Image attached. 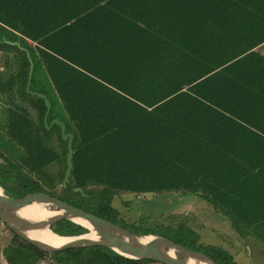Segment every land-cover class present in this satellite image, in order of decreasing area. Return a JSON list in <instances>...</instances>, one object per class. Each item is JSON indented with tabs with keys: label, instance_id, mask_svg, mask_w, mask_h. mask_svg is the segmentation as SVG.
Listing matches in <instances>:
<instances>
[{
	"label": "trees",
	"instance_id": "16d2710c",
	"mask_svg": "<svg viewBox=\"0 0 264 264\" xmlns=\"http://www.w3.org/2000/svg\"><path fill=\"white\" fill-rule=\"evenodd\" d=\"M138 6L137 0H0V98L8 103L0 186L12 197L45 192L135 234L160 235L218 264H237L222 247L202 244L189 214L173 212L174 202L162 196L195 193L240 235L264 243V55L240 49L212 60L158 41V64L117 67L102 56L120 38L115 24L141 21L133 13ZM37 93L50 102L47 123L58 118L73 134L65 186L67 141L56 123L44 124ZM121 192L154 197L120 208ZM3 226L11 231L1 250L8 264H163L104 245L45 252ZM50 228L63 236L86 232L67 219Z\"/></svg>",
	"mask_w": 264,
	"mask_h": 264
},
{
	"label": "crops",
	"instance_id": "0c3cea01",
	"mask_svg": "<svg viewBox=\"0 0 264 264\" xmlns=\"http://www.w3.org/2000/svg\"><path fill=\"white\" fill-rule=\"evenodd\" d=\"M137 1L140 6L133 13L141 21L115 24L120 38L117 37L115 48L102 56L117 61V67L158 64H153V42L158 41L180 44L184 52L211 54L212 60L220 52L240 49L264 55V0H153V7L148 0ZM174 49L179 51V47ZM235 233L243 241L241 250L245 246L250 250L249 244L253 243L255 251H262L256 244L263 242L255 236H242L236 230ZM1 261L8 264L4 257Z\"/></svg>",
	"mask_w": 264,
	"mask_h": 264
},
{
	"label": "water",
	"instance_id": "95a60500",
	"mask_svg": "<svg viewBox=\"0 0 264 264\" xmlns=\"http://www.w3.org/2000/svg\"><path fill=\"white\" fill-rule=\"evenodd\" d=\"M10 43L14 44L17 42ZM27 57L30 65L26 90H28L32 73V63L28 53ZM37 96L43 99L46 106L43 116L44 124L49 128L56 123L60 127L61 138L67 141L66 168L62 180V185L65 186L69 180L72 168L71 141L73 134L65 132V124L58 118L52 119L49 124L47 123L50 102L42 93H37ZM28 206L37 207L45 215L47 230L50 233L58 237L73 239L55 246L48 241H41L31 237L29 231L32 230L33 226L30 223L23 222L17 213ZM62 219L70 220L84 227L86 232L71 236H63L53 232L50 225ZM0 221L18 236L45 252L60 251L71 247L104 245L124 257L147 258L163 264H218L203 252L189 249L160 235L135 234V232H131L109 220L68 204L45 192H32L21 197H12L6 194L0 186Z\"/></svg>",
	"mask_w": 264,
	"mask_h": 264
},
{
	"label": "rangeland",
	"instance_id": "374dc122",
	"mask_svg": "<svg viewBox=\"0 0 264 264\" xmlns=\"http://www.w3.org/2000/svg\"><path fill=\"white\" fill-rule=\"evenodd\" d=\"M7 104L6 100L0 98V125H2L5 120V107ZM0 129L2 130V128ZM141 197L151 200L154 195H135L133 193L121 192L115 201V205L122 208L121 202L134 201ZM162 197L166 199L167 202H174L171 208L173 212L177 211L189 214L192 225L196 228L202 244H216L222 247L233 256V260L238 264H264V243L256 244L262 248V251L259 252L255 251L253 243L249 244L250 250L247 249L248 246H245L244 250H241L243 248V241L236 235L235 229L228 217L214 210L209 203L200 198L197 194H172L163 195ZM135 216L136 215H134V218ZM3 224L4 223L0 222V264H2L1 260L3 258L1 250L7 245L11 236V231L6 229Z\"/></svg>",
	"mask_w": 264,
	"mask_h": 264
},
{
	"label": "bare ground",
	"instance_id": "6f19581e",
	"mask_svg": "<svg viewBox=\"0 0 264 264\" xmlns=\"http://www.w3.org/2000/svg\"><path fill=\"white\" fill-rule=\"evenodd\" d=\"M20 219L25 223H30L33 227L29 231L31 237L38 240L48 241L51 244L58 246L73 238L58 237L47 230L46 217L37 207L28 206L17 212Z\"/></svg>",
	"mask_w": 264,
	"mask_h": 264
}]
</instances>
